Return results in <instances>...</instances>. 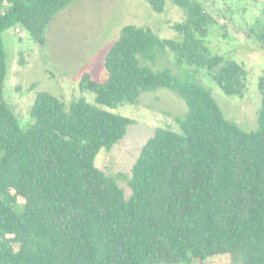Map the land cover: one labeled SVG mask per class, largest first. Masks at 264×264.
Instances as JSON below:
<instances>
[{"label":"trees","instance_id":"obj_1","mask_svg":"<svg viewBox=\"0 0 264 264\" xmlns=\"http://www.w3.org/2000/svg\"><path fill=\"white\" fill-rule=\"evenodd\" d=\"M72 1L0 0V264H203L222 254L229 264H264V74L257 127L246 131L201 81L149 64L168 50L224 94L243 96L248 72L208 47L216 20L199 0H172L184 14L173 24L178 38L123 25L105 53V77L84 71L79 79L93 102L39 91L20 125L4 98L1 34L23 28L43 46L53 15ZM145 1L165 8L166 0ZM157 88L178 94L187 110L179 130L157 127L142 146L126 197L95 158L133 123L111 109Z\"/></svg>","mask_w":264,"mask_h":264},{"label":"rangeland","instance_id":"obj_2","mask_svg":"<svg viewBox=\"0 0 264 264\" xmlns=\"http://www.w3.org/2000/svg\"><path fill=\"white\" fill-rule=\"evenodd\" d=\"M199 1L216 20L207 36L208 47L242 63L248 72L243 96L224 94L205 70L178 64L168 50L149 64L154 69L169 68L175 74L189 73L211 89L226 118L246 131L255 130L261 105L257 82L264 74V0ZM182 20L184 14L172 0H166L160 13L145 0H74L53 15L43 46L25 29L10 28L1 34L8 64L4 98L21 126L30 122L29 109L39 91L51 93L66 104L78 98L93 102L94 94L82 91L79 79L84 71L94 79L105 77V53L123 25L150 26L161 37L178 38L173 24ZM111 110L132 118L133 123L109 150L98 152L95 164L114 177L128 197L131 169L142 146L157 127L179 130L175 120L185 114L187 106L175 92L157 88L140 93L134 104L124 103ZM229 262L228 255L222 254L209 257L203 264Z\"/></svg>","mask_w":264,"mask_h":264}]
</instances>
